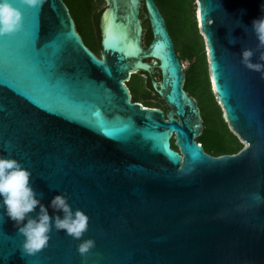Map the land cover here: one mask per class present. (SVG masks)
Masks as SVG:
<instances>
[{
  "label": "water",
  "instance_id": "95a60500",
  "mask_svg": "<svg viewBox=\"0 0 264 264\" xmlns=\"http://www.w3.org/2000/svg\"><path fill=\"white\" fill-rule=\"evenodd\" d=\"M11 2L32 27L0 36V155L31 172L46 206L66 194L89 217L82 240L95 247L82 257L81 241L53 228L48 246L27 255L0 211V264H264V79L240 62L243 48L256 50L251 23L264 0H195L211 91L243 144L221 157L195 142L200 111L154 0H104L100 58L62 0ZM137 73L166 114L131 101Z\"/></svg>",
  "mask_w": 264,
  "mask_h": 264
},
{
  "label": "trees",
  "instance_id": "16d2710c",
  "mask_svg": "<svg viewBox=\"0 0 264 264\" xmlns=\"http://www.w3.org/2000/svg\"><path fill=\"white\" fill-rule=\"evenodd\" d=\"M74 22L75 30L83 44L95 55L100 54L99 18L104 0H62ZM163 16L174 44L179 62L186 61L184 90L197 101L203 123V134L195 140L204 152L212 157L235 155L243 149L238 138L229 130L223 119L209 83V69L205 55L204 40L196 22L195 0H154ZM143 6L140 19L143 27V47L151 41V33L145 19ZM180 63V64H181ZM157 73V75H156ZM152 79L159 80L156 71ZM151 78L142 73L131 76L126 84L131 101L146 108L166 111L164 103L151 88ZM142 89V90H141Z\"/></svg>",
  "mask_w": 264,
  "mask_h": 264
},
{
  "label": "clouds",
  "instance_id": "9594fccd",
  "mask_svg": "<svg viewBox=\"0 0 264 264\" xmlns=\"http://www.w3.org/2000/svg\"><path fill=\"white\" fill-rule=\"evenodd\" d=\"M20 3L41 8L45 0H20ZM261 11L264 13V4ZM212 23L210 20L209 25ZM22 26V14L11 0H0V36L13 35ZM251 30L258 41L256 50L243 48L240 62L264 79V14L252 21ZM256 53H259L257 62L253 63L252 58ZM256 199L261 198L257 195ZM49 209L52 210L51 215ZM0 211L14 222L18 233L24 238L22 250L27 255L37 254L48 246L53 228L81 241L76 250L82 257L95 247V240H82L89 227V217L79 209L73 211L64 193L55 195L47 206L43 204L32 187L31 172L18 160L3 155H0Z\"/></svg>",
  "mask_w": 264,
  "mask_h": 264
},
{
  "label": "rangeland",
  "instance_id": "374dc122",
  "mask_svg": "<svg viewBox=\"0 0 264 264\" xmlns=\"http://www.w3.org/2000/svg\"><path fill=\"white\" fill-rule=\"evenodd\" d=\"M196 5V4H195ZM106 7V5H105V2H104V4L101 6V8L102 9H104ZM197 12V9L195 8V13ZM197 26H198V24H197ZM205 55H206V58H207V52H206V50H205ZM177 56H179V54H177ZM181 63V62H180ZM181 66H182V68H183V70H185V69H187V67H188V63L186 62V61H184V62H182L181 63ZM156 75H157V73H156ZM142 90V89H141ZM239 140V139H238ZM240 141V140H239ZM243 145V144H242Z\"/></svg>",
  "mask_w": 264,
  "mask_h": 264
},
{
  "label": "flooded vegetation",
  "instance_id": "af4514ba",
  "mask_svg": "<svg viewBox=\"0 0 264 264\" xmlns=\"http://www.w3.org/2000/svg\"><path fill=\"white\" fill-rule=\"evenodd\" d=\"M89 50V49H88ZM95 55V54H94ZM97 58H100V54L99 55H95ZM165 114H166V112H167V110L166 111H163ZM170 145H171V149L174 151V152H178L179 151V149L174 145V141L173 140H171L170 141ZM203 149V148H202ZM204 151V150H203ZM179 153V152H178ZM205 153V152H204Z\"/></svg>",
  "mask_w": 264,
  "mask_h": 264
},
{
  "label": "snow or ice",
  "instance_id": "6c2138e0",
  "mask_svg": "<svg viewBox=\"0 0 264 264\" xmlns=\"http://www.w3.org/2000/svg\"><path fill=\"white\" fill-rule=\"evenodd\" d=\"M31 27H32V23H31L30 20H29V21H26L25 24L22 26V28L27 29V30H30ZM21 30H22V29H21ZM21 30H20V31H21ZM18 32H19V31H18Z\"/></svg>",
  "mask_w": 264,
  "mask_h": 264
}]
</instances>
